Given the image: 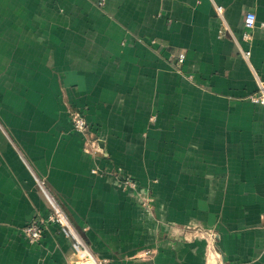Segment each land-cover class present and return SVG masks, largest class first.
Masks as SVG:
<instances>
[{"label":"crops","instance_id":"crops-1","mask_svg":"<svg viewBox=\"0 0 264 264\" xmlns=\"http://www.w3.org/2000/svg\"><path fill=\"white\" fill-rule=\"evenodd\" d=\"M102 1L0 0V264H93L41 183L96 264H264V0Z\"/></svg>","mask_w":264,"mask_h":264},{"label":"built area","instance_id":"built-area-1","mask_svg":"<svg viewBox=\"0 0 264 264\" xmlns=\"http://www.w3.org/2000/svg\"><path fill=\"white\" fill-rule=\"evenodd\" d=\"M104 4V0L101 2V5ZM220 11H222L220 9ZM257 25V15L254 12H249L246 14L244 18V27H245V34L244 37L246 39L250 38V31L254 29ZM248 55L250 53H247ZM181 62L184 61V57H181ZM257 102L264 103V95L261 96L259 99H256ZM74 117V126L75 129L81 132H85L89 129L88 122L85 118V115L80 111L73 112ZM97 149V148H96ZM125 186L129 187H136V184L133 181H125ZM47 199L49 202L50 213L47 218H36L31 223H29L23 230L26 237L31 242H39L44 238L46 233V229L50 224L58 225L63 233L71 237L74 241L73 248L75 253L82 263H87L88 261H92L93 264H96L95 258L90 251V248L84 238L82 237L81 233L74 227L72 224L68 214L62 208V206L55 200L53 196H51L45 188L44 183L40 184Z\"/></svg>","mask_w":264,"mask_h":264}]
</instances>
